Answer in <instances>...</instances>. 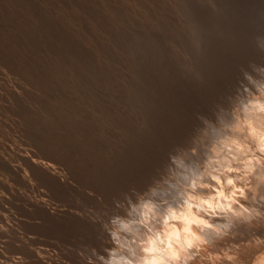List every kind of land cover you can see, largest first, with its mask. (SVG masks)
Returning <instances> with one entry per match:
<instances>
[{
  "label": "rangeland",
  "instance_id": "1",
  "mask_svg": "<svg viewBox=\"0 0 264 264\" xmlns=\"http://www.w3.org/2000/svg\"><path fill=\"white\" fill-rule=\"evenodd\" d=\"M258 2L0 0V264H67L78 228L103 256L125 215L153 211L146 192L250 74Z\"/></svg>",
  "mask_w": 264,
  "mask_h": 264
},
{
  "label": "bare ground",
  "instance_id": "2",
  "mask_svg": "<svg viewBox=\"0 0 264 264\" xmlns=\"http://www.w3.org/2000/svg\"><path fill=\"white\" fill-rule=\"evenodd\" d=\"M258 3L257 15L253 22L257 30L255 36H264V0ZM245 37L247 38L246 35ZM256 42L257 60L253 61L255 64L250 62L253 64L250 74L249 72L243 74L232 85L230 90L234 93L229 96L221 109L213 110L215 112L207 129L208 138L203 140L200 138L204 141L200 146L196 143L199 146L196 148L197 152L199 149L202 152L196 153L195 149H191L187 154L192 158L188 157L189 163L184 165L175 176L172 178L165 176L154 186L151 185L152 191L146 193L151 195L149 202L151 204L153 201V211L147 213L139 210L137 215H125L122 221L127 224L126 231L119 236L110 231L111 235H107L110 240L109 237L107 239L101 237V245L106 240L101 247V254L105 255L117 245L121 247L135 245L148 249L145 255L149 259L156 256L159 259H167L168 264H264V38ZM199 122H195L196 125H200ZM204 129H201L203 133ZM192 137L194 139L197 136ZM184 148L183 151L186 150ZM176 159L174 160L177 161ZM175 161L170 162L177 163ZM178 166L174 164L176 170ZM173 189L174 193L170 191ZM139 196L137 194V197ZM156 196L157 199H153ZM141 198L140 203L147 199ZM172 199L175 201L168 204ZM127 203L131 204L129 201ZM146 204L147 202L145 206ZM124 206L127 207V204ZM140 216L143 218H139ZM109 219L108 222H111L114 218ZM119 219L117 217L115 221ZM113 223L116 225L117 222L113 220ZM113 223L111 222V226ZM94 226L91 224L89 227ZM101 228L103 231L105 227L101 226ZM77 231L79 233L70 235L73 241L66 244L63 251L61 249L62 260L64 259L67 264H99V256L93 257L85 249H91L90 246L94 247L98 243L97 235L100 233L94 234L95 229L91 228L86 229L85 234L81 232V228ZM101 234L103 235L102 232ZM71 247H76L73 253L69 252ZM53 253L55 258L59 255Z\"/></svg>",
  "mask_w": 264,
  "mask_h": 264
},
{
  "label": "clouds",
  "instance_id": "3",
  "mask_svg": "<svg viewBox=\"0 0 264 264\" xmlns=\"http://www.w3.org/2000/svg\"><path fill=\"white\" fill-rule=\"evenodd\" d=\"M264 38L262 35H257L254 40ZM117 232L121 231L119 225L115 226ZM149 250L139 248L135 245L121 247L117 245L103 256H99V264H168L167 259H159L156 256L148 258L145 253ZM114 253V254H113ZM179 259V257H174Z\"/></svg>",
  "mask_w": 264,
  "mask_h": 264
}]
</instances>
